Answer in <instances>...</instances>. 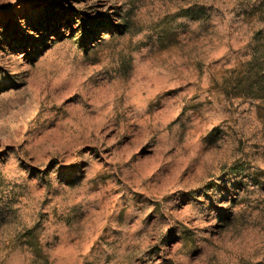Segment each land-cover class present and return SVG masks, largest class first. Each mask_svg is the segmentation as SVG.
Masks as SVG:
<instances>
[{
	"label": "rangeland",
	"instance_id": "1",
	"mask_svg": "<svg viewBox=\"0 0 264 264\" xmlns=\"http://www.w3.org/2000/svg\"><path fill=\"white\" fill-rule=\"evenodd\" d=\"M0 264H264V0H0Z\"/></svg>",
	"mask_w": 264,
	"mask_h": 264
},
{
	"label": "clouds",
	"instance_id": "2",
	"mask_svg": "<svg viewBox=\"0 0 264 264\" xmlns=\"http://www.w3.org/2000/svg\"><path fill=\"white\" fill-rule=\"evenodd\" d=\"M12 3H15V0H11Z\"/></svg>",
	"mask_w": 264,
	"mask_h": 264
}]
</instances>
